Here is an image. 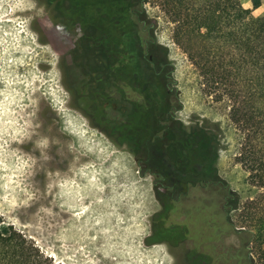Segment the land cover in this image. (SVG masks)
Instances as JSON below:
<instances>
[{"label": "rangeland", "instance_id": "rangeland-1", "mask_svg": "<svg viewBox=\"0 0 264 264\" xmlns=\"http://www.w3.org/2000/svg\"><path fill=\"white\" fill-rule=\"evenodd\" d=\"M49 3L0 0V232L6 235L13 228L54 264H185L192 249L222 252L223 264H243L237 258L244 256L245 241L254 264H264L252 240L223 224L214 235L209 230L207 246L195 217L181 212L189 209L188 200L179 214L176 205L161 215L159 175L148 172L128 146H118L77 94L87 82L72 52L82 32ZM241 3L255 17L264 15V0L256 10L250 0ZM146 8L158 22V43L168 49L169 88L180 103L166 126L198 128L214 137L218 176L242 206L259 190L247 182L239 161L243 137L230 120L228 103L206 93L198 72L174 43L172 25L158 7ZM150 168L154 173L156 167ZM200 198L219 208L213 194L191 199ZM238 214L233 216L241 228ZM200 216L209 223L207 230L215 228L212 215ZM155 232L158 241L151 239Z\"/></svg>", "mask_w": 264, "mask_h": 264}, {"label": "trees", "instance_id": "trees-1", "mask_svg": "<svg viewBox=\"0 0 264 264\" xmlns=\"http://www.w3.org/2000/svg\"><path fill=\"white\" fill-rule=\"evenodd\" d=\"M47 1L82 32L72 52L87 82L80 84L77 94L115 135L118 146H128L148 172L159 175V190L162 185L172 189L177 185L178 192L185 193L188 185L223 181L215 166L214 137L198 128L189 132L166 126L180 103L169 91L173 67L168 49L158 43V22L146 7L160 9L172 25L174 43L198 72L206 93L216 102L227 101L230 120L243 137L239 161L248 173L247 182L259 190L242 206L230 190L226 223L222 198L219 208L213 200L204 202V209L216 220L209 230L214 235L222 224L228 231L234 228L264 254V15L255 17L241 0ZM250 2L256 10L262 0ZM149 166L156 167L154 173ZM161 199V215H168L170 200L164 192ZM194 209L191 204L184 213L194 214ZM205 210L200 215L208 216ZM237 211L239 223L245 225L241 228L233 216ZM151 239L157 241L156 232ZM246 245L245 241L243 264H254ZM217 260L214 251L192 249L185 254V264H217ZM0 264L54 263L11 228L6 235L0 232Z\"/></svg>", "mask_w": 264, "mask_h": 264}, {"label": "flooded vegetation", "instance_id": "flooded-vegetation-1", "mask_svg": "<svg viewBox=\"0 0 264 264\" xmlns=\"http://www.w3.org/2000/svg\"><path fill=\"white\" fill-rule=\"evenodd\" d=\"M170 93L172 92L169 88ZM162 190L164 192V194L168 197V200H170V207L167 206L168 208L166 210H171L170 212L174 211V207L176 205H180L182 207V205H184L186 203V201H189V204H193L195 207V212L192 215V213H189L187 216H194L195 219L197 220V233L200 236H204L205 240L207 241L206 245L211 247V233L209 232V229H206V225L207 222H203L201 220V216L200 213L203 211L204 208H206L204 205V203H202V198H200L199 200H192L191 198L194 197L195 195H204V198L206 196H211L213 194V196L216 198L215 200H218L220 198L223 199V203H224V220L225 223L227 222V217H228V211H229V206H228V202H229V198H231L230 196V187L228 186V184L223 183V182H218L215 183L213 181H205L202 183H199L197 185H193L187 186V192H178V186L176 185L175 188H169L167 185L164 186L162 185ZM232 199V198H231ZM192 200V201H191ZM195 202V203H192ZM190 204V205H191ZM217 205H215L216 207ZM196 207H199L198 209H196ZM184 209V208H183ZM190 209V207H189ZM188 208L185 210H189ZM185 210H183V212H185ZM205 210V209H204ZM186 215V213H184ZM226 227V226H225ZM233 228V227H232ZM233 230L236 232L234 234H241L240 232H237L234 228ZM223 235H227V231L226 228L223 229ZM158 241V240H157ZM160 241V240H159ZM247 250L249 248V246L247 245L245 247ZM210 249V248H209ZM242 250V246L240 248ZM251 251L248 250V255L250 254ZM218 255V260H217V264L219 263V259L222 260L223 257V253H219ZM226 255V254H225ZM237 261H241L242 259V255L240 257L237 258ZM225 260V258H224ZM226 264V263H224Z\"/></svg>", "mask_w": 264, "mask_h": 264}, {"label": "water", "instance_id": "water-1", "mask_svg": "<svg viewBox=\"0 0 264 264\" xmlns=\"http://www.w3.org/2000/svg\"><path fill=\"white\" fill-rule=\"evenodd\" d=\"M248 250L251 251V248L249 247Z\"/></svg>", "mask_w": 264, "mask_h": 264}, {"label": "bare ground", "instance_id": "bare-ground-1", "mask_svg": "<svg viewBox=\"0 0 264 264\" xmlns=\"http://www.w3.org/2000/svg\"><path fill=\"white\" fill-rule=\"evenodd\" d=\"M66 129V128H65Z\"/></svg>", "mask_w": 264, "mask_h": 264}]
</instances>
